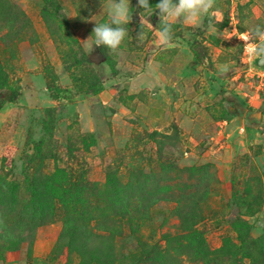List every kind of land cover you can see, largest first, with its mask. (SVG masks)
<instances>
[{"label": "rangeland", "instance_id": "374dc122", "mask_svg": "<svg viewBox=\"0 0 264 264\" xmlns=\"http://www.w3.org/2000/svg\"><path fill=\"white\" fill-rule=\"evenodd\" d=\"M5 1L0 264H264V67L246 41L264 0H214L168 42L131 0L121 46L91 52L110 0ZM187 215L201 246L176 240Z\"/></svg>", "mask_w": 264, "mask_h": 264}, {"label": "clouds", "instance_id": "9594fccd", "mask_svg": "<svg viewBox=\"0 0 264 264\" xmlns=\"http://www.w3.org/2000/svg\"><path fill=\"white\" fill-rule=\"evenodd\" d=\"M137 4L143 10L140 16L144 14L148 18L158 10L160 38L162 41L168 42L173 37L174 21L180 20L184 24L192 26L202 24L205 17L209 16L210 10L213 9L214 0H158L154 7L150 6L149 0H137ZM134 11L131 0H110L105 13L106 19L95 21L91 35L83 41L85 49L89 52L94 47H104L107 50L118 49L129 35L128 25L133 18ZM208 30L217 31L211 19L208 21ZM143 35L141 30L138 33V38H142ZM246 41L251 57L264 61V24L258 23L250 28ZM220 70L226 71L227 66H222Z\"/></svg>", "mask_w": 264, "mask_h": 264}, {"label": "trees", "instance_id": "16d2710c", "mask_svg": "<svg viewBox=\"0 0 264 264\" xmlns=\"http://www.w3.org/2000/svg\"><path fill=\"white\" fill-rule=\"evenodd\" d=\"M47 2L49 3L50 0H48ZM6 5H7V2L5 0L0 1V16H1L0 21L8 22L9 18H8L7 13L8 12L10 13V11L7 9ZM18 91H19L18 89L9 88L7 89V95L0 94V108L5 102L13 101L18 95ZM46 129L50 130V127L46 126ZM122 206L126 207V204H122ZM119 208H121V205L118 206V209ZM129 208L130 206H128V209ZM181 221L186 225L185 226L183 224V226H185V229L187 230L186 232L188 233L178 236L176 240L181 243H183L182 242L183 239L186 240L187 242L184 243L185 247H190V246L192 247L193 245L201 246L203 244V234L196 227H194L195 223L193 222V219H189V216L187 215L186 217L185 216L181 217ZM242 241L243 240L241 239V242ZM189 250L192 251L191 249Z\"/></svg>", "mask_w": 264, "mask_h": 264}, {"label": "water", "instance_id": "95a60500", "mask_svg": "<svg viewBox=\"0 0 264 264\" xmlns=\"http://www.w3.org/2000/svg\"><path fill=\"white\" fill-rule=\"evenodd\" d=\"M256 62L258 66L264 67V61L257 60Z\"/></svg>", "mask_w": 264, "mask_h": 264}]
</instances>
